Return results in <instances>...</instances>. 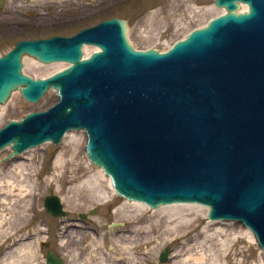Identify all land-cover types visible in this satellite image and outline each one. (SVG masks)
<instances>
[{"label": "water", "instance_id": "1", "mask_svg": "<svg viewBox=\"0 0 264 264\" xmlns=\"http://www.w3.org/2000/svg\"><path fill=\"white\" fill-rule=\"evenodd\" d=\"M214 1L226 14L165 53L134 49L117 18L72 37L19 41L0 57V105L16 91L35 104L50 88L58 101L3 126L0 150L10 147V159L84 130L88 160L121 198L208 207L209 220L238 221L264 252V0ZM239 3L246 13H236ZM84 45L100 51L82 60ZM23 56L70 66L34 80ZM43 207L67 214L55 195ZM45 263L62 260L49 251Z\"/></svg>", "mask_w": 264, "mask_h": 264}, {"label": "rangeland", "instance_id": "2", "mask_svg": "<svg viewBox=\"0 0 264 264\" xmlns=\"http://www.w3.org/2000/svg\"><path fill=\"white\" fill-rule=\"evenodd\" d=\"M1 1L0 56L19 41L69 37L112 18L128 22L135 49L164 52L223 13L214 0ZM60 68L24 57L22 72L37 80ZM56 101L53 90L36 104L14 92L0 108V128ZM84 139L83 131L69 132L57 146L46 143L10 159L9 148L0 151V264H46L49 251L62 264H264L252 234L237 222L214 224L204 207L144 210L117 196L87 160ZM52 194L66 216L45 211L43 200ZM164 249L169 255L160 263Z\"/></svg>", "mask_w": 264, "mask_h": 264}, {"label": "bare ground", "instance_id": "3", "mask_svg": "<svg viewBox=\"0 0 264 264\" xmlns=\"http://www.w3.org/2000/svg\"><path fill=\"white\" fill-rule=\"evenodd\" d=\"M241 7L239 8V10L237 11V13H243L245 10H246V6L245 5H240ZM222 11H223V13L222 14H225L226 13V11H225V9H221ZM221 14V15H222ZM206 26V25H205ZM204 26V27H205ZM204 27H201V28H204ZM129 32V31H128ZM92 50L90 53H92V52H94V51H96L97 50V48H95L94 46H91V45H84L83 46V53L85 54L86 53V50ZM84 58H86V57H84ZM35 60V59H34ZM53 64H55V65H60L62 68H60V69H58L56 72H60L61 70H63V69H66L67 68V64H65V63H62V62H56V63H53ZM48 65H51V64H48ZM2 105H0V108H2L1 107ZM73 132H75V131H73ZM86 144V138L84 139V141H83V146ZM62 156V155H61ZM62 158V157H61ZM61 158L60 159H58L57 160V162L58 161H60L61 160ZM74 160L75 159H70L69 160V162H68V164L67 165H70L71 164V162H74ZM63 162V161H62ZM66 165V166H67ZM54 169H56V166H55V168ZM96 170H98V173H99V175L101 176V178L103 177V180H106V179H108L109 180V183H110V187L113 189V186H112V183H111V179L109 178V177H107L106 175H105V172L101 169V168H96ZM114 190V189H113ZM115 191V190H114ZM98 197H99V199H106L105 198V195H104V193H100L99 195H98ZM131 204H133L134 206H137V207H139V208H141V209H144V210H147L149 207L146 205V204H143V203H140V202H134V201H131L130 202ZM163 207H165V206H163ZM167 207L168 208H175V207H180V208H182V209H184V210H189V209H191V210H193L194 208H199V209H203L201 206L200 207H197V205H189V204H185V205H176V204H173V205H167ZM184 221H187V220H181V222H184ZM212 223H216L215 221H211Z\"/></svg>", "mask_w": 264, "mask_h": 264}]
</instances>
